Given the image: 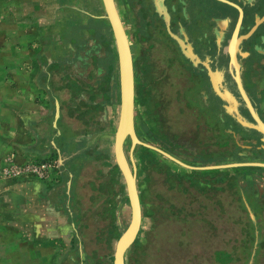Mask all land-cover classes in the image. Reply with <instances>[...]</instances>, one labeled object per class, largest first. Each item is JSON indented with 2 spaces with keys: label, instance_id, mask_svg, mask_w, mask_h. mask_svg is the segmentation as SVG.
Listing matches in <instances>:
<instances>
[{
  "label": "flooded vegetation",
  "instance_id": "1",
  "mask_svg": "<svg viewBox=\"0 0 264 264\" xmlns=\"http://www.w3.org/2000/svg\"><path fill=\"white\" fill-rule=\"evenodd\" d=\"M125 2L137 135L141 137V125L148 128V135L158 128L153 145L179 160L148 147L159 156L155 161L147 152L145 166L159 171L169 188L190 195L191 204L197 202L206 210L216 206L224 212L230 186L240 182L227 164L236 163V158L241 159L237 163L258 162L245 165L254 170L240 189L252 192L260 204L264 133L255 127L259 123L242 87L264 122V0ZM235 33L236 43L231 45ZM184 114L187 119L181 123L190 122L187 130L169 128L178 125V116ZM139 163L141 168L140 158ZM143 173L147 181L151 179ZM244 193L237 195L239 199ZM205 216L196 220L210 221Z\"/></svg>",
  "mask_w": 264,
  "mask_h": 264
},
{
  "label": "rangeland",
  "instance_id": "2",
  "mask_svg": "<svg viewBox=\"0 0 264 264\" xmlns=\"http://www.w3.org/2000/svg\"><path fill=\"white\" fill-rule=\"evenodd\" d=\"M116 3L127 27V4L125 0H116ZM52 6L54 5L50 7ZM85 6L93 13L87 16L85 24L93 23L99 30L104 28V25H110L108 18L104 16L102 0H98L97 4L93 0H86ZM12 17L6 15L4 21L10 22ZM54 18L53 15V21ZM7 26L12 28L13 24ZM8 37V31H0V94L5 90L3 84L13 86L12 74L15 64L12 58L22 54L25 59V54H33L42 48L41 44L35 42L34 49L28 48V51H25L23 46L19 48L9 45ZM53 51L50 54L56 58L64 52V48ZM116 54L117 49L113 55L117 85L113 103L108 106L107 116L106 113L102 115L103 118L106 117L101 137L102 147L114 145L120 115V82ZM30 66L29 63H23L21 69L28 71ZM16 67L18 69L19 65ZM90 83L97 84L96 78ZM178 118L180 123L169 128L176 131L187 130L190 122L181 123L187 116L179 115ZM7 123L0 121V264H86L84 258L92 254L94 249L97 250L94 264H110L109 253L114 256L117 242L112 241L110 247L105 241L106 234L100 236L107 227L109 218L101 215L103 197L102 194L100 196L99 190L92 187L93 184L98 185L109 179V176L103 174L108 172V168L97 159L86 165L76 183L77 190L72 192V198H68L69 203H73L74 193L79 198L78 203L76 201L77 208L71 206L68 216L64 217L69 221L70 230L66 229V234H44L43 223L47 213L52 214L53 209L36 207L35 204L38 201L39 204L51 206L50 200L53 199L44 200L42 193L60 181L61 172L57 157L55 154L20 156L13 142L15 138H21L23 141L30 136L24 132L14 137L13 121ZM147 129L145 125H141V140L155 144L158 128L153 127V134L149 135ZM148 137L153 141L148 140ZM125 146L129 159L131 151L133 153L137 183L146 194V203L153 209L152 222L147 223L143 217L137 235L140 238V246L135 249H130V246L127 248L126 264H264V245L255 246L259 241L257 239H264V197L261 198L260 205L259 202L256 203L252 192L245 190L244 193L240 189V185L246 182V177L252 176V166H231L230 172L237 173L241 183L234 182L235 186H230L224 212H220V208L216 206L206 210L197 202L191 204L190 195L180 193L175 187L169 188L161 173L155 171L151 165L144 168L145 173L151 175V179L147 181L139 163L141 144H137L132 150V140L128 136ZM239 159L234 160L237 163ZM172 166L179 168L177 164L172 163ZM119 187L116 184L111 186L114 190H119ZM243 193V199H239V194ZM157 194L161 196H156ZM128 206V201L122 204V213ZM124 214L125 221L130 222L131 215ZM207 214L210 221L196 220L197 217L204 219ZM250 216L254 219L253 223ZM229 252L233 253L232 259ZM130 253L134 255L133 259H130Z\"/></svg>",
  "mask_w": 264,
  "mask_h": 264
},
{
  "label": "crops",
  "instance_id": "3",
  "mask_svg": "<svg viewBox=\"0 0 264 264\" xmlns=\"http://www.w3.org/2000/svg\"><path fill=\"white\" fill-rule=\"evenodd\" d=\"M85 1L0 0V31H8V44L23 46L25 51L34 49L35 42L42 47L33 54H25V59L20 53L12 58L14 82L13 86L2 85L5 90L0 94V121L7 124L13 121L14 137L29 134V138L23 141L15 138L13 142L20 156L57 157L60 181L41 196L44 200L53 199L51 206L38 201L35 204L53 209L43 223L44 234H66V229L70 230L64 217L71 206L77 208L79 198L74 193L73 203H69L65 197L77 190L76 183L86 165L96 159L94 152L87 150L102 148V115L107 116L108 106L113 103L111 98L106 111L101 110L104 97L97 92L102 80L101 67L109 66L95 57L96 54L101 57L97 39L92 36L97 26L85 24L87 16L93 15ZM6 15L13 16L10 22L4 21ZM11 23L13 26L9 28L7 24ZM57 48H64V52L54 58L50 53ZM23 63L31 64L28 71H22ZM94 78L97 84L90 83ZM73 172L75 177L68 179ZM66 183L72 186L67 189Z\"/></svg>",
  "mask_w": 264,
  "mask_h": 264
},
{
  "label": "water",
  "instance_id": "4",
  "mask_svg": "<svg viewBox=\"0 0 264 264\" xmlns=\"http://www.w3.org/2000/svg\"><path fill=\"white\" fill-rule=\"evenodd\" d=\"M226 1V0H225ZM105 13L104 16L108 18L113 37L116 43L117 49V58H118V77L120 82V115L117 125V130L115 133L114 141V156L112 158L113 162L120 165V168L123 173L124 182L126 184L127 194L129 198V206L124 210V213L130 214V222L127 229L122 233L120 238L117 240L115 247V264H126V251L127 248L135 241L137 238L138 232L142 225L143 220V205L141 202L140 193L138 190L137 183V168L132 157L133 153L131 151V157L129 159L126 150H125V140L130 136L132 140V150L137 144H141L152 149H155L159 152H162L172 158L177 160L173 155L162 150L161 148L142 141L136 132L135 126V70H134V61L133 54L131 50V45L129 37L124 25V22L120 16V12L117 7L116 0H102ZM237 33V32H236ZM236 33L234 34L231 45L236 43ZM235 57V53L232 52ZM215 82V80H214ZM215 86H217L215 82ZM242 86V85H241ZM243 94L249 104V107L254 114V117L258 121V125H255L256 128L261 130L264 133V122L259 117L254 107L251 104L250 99L245 93L243 87ZM239 120L245 124L249 125L246 120L239 118ZM132 164H131V161ZM185 164V163H183ZM241 164H250L255 165L259 164L258 162H247V163H230L227 166H236Z\"/></svg>",
  "mask_w": 264,
  "mask_h": 264
},
{
  "label": "trees",
  "instance_id": "5",
  "mask_svg": "<svg viewBox=\"0 0 264 264\" xmlns=\"http://www.w3.org/2000/svg\"><path fill=\"white\" fill-rule=\"evenodd\" d=\"M104 28H102L101 30H99L98 28H96V30H93L92 32V36H94L97 39V51L100 52L101 57H99L98 54H96V58H102V61L109 66L107 68V66H102L101 67V85H100V89L97 91L98 93H102L103 94V102L101 104V110L102 111H106V105L107 103L110 102V99L113 98L112 96V91L113 94L115 95V87H116V76L114 73V69H115V65L113 63V55L116 52V47H115V41H114V37H113V33H112V29L110 25H104ZM97 52V53H98ZM117 57V54H116ZM109 62H111L109 64ZM107 70V72L104 71ZM105 124V118H103L102 120V126H104ZM141 152H140V159L142 162V167L141 170L144 171L145 166V154L149 151H151L150 148L141 145ZM125 150H127V147L125 146ZM95 155V158L99 161H101V163L103 165H105L108 168V172L107 173H103L105 174V176H109V179L104 182H100L98 185L93 184L94 188H96L97 190L100 191V196L102 194L103 197V201H104V206L102 208L101 211V215L104 216L105 218H109V222L108 225L105 229H103V234H100V236L102 237L103 235L107 236L105 238V241L107 242L108 246L111 247L112 245V241L117 242V240L120 238V236L122 235V233L127 229L129 222H126V216L124 213H122V204L124 202H129V198L127 197V190H126V184L124 182V177H123V173L122 170L120 168V165L113 162L112 158L114 156V148L113 146H105L102 147L101 149H98L97 147L93 150H87V153H93ZM152 152V151H151ZM150 157H155V161L158 160V156H156V152H152L150 154ZM159 163L157 164L156 162V168H158ZM101 171V170H99ZM75 177V173L73 172L72 175L69 174L68 175V179H73ZM113 184L119 185V190H114L111 188V186ZM72 184L69 186L66 183V187L67 189L69 187H71ZM138 190L140 193V197H141V202L143 205V212H144V218L145 221L147 223L152 222V213H153V209L151 206H149L146 203V194L144 193V191L140 188V185L138 186ZM67 194V192L65 193ZM72 192L70 191V193H68L66 195L65 198H69L71 196ZM250 221L253 223L254 219L250 216ZM250 235V234H249ZM257 234H256V238H257ZM258 244L256 243L255 246H260V245H264V239L259 238L257 239ZM140 238L139 236L135 239V241L130 245V249H135L137 247L140 246L139 244ZM109 247V248H110ZM136 251V250H135ZM257 251V250H256ZM137 253V251H136ZM230 254V259L233 258V253L229 252ZM254 253V252H252ZM255 254V253H254ZM110 257H111V262L110 264H114V257L115 254L113 256V254L111 255V253H109ZM97 257V250H93L92 254L87 255L84 258V263L86 264H94L95 263V259ZM130 259L134 258L133 254H129Z\"/></svg>",
  "mask_w": 264,
  "mask_h": 264
},
{
  "label": "bare ground",
  "instance_id": "6",
  "mask_svg": "<svg viewBox=\"0 0 264 264\" xmlns=\"http://www.w3.org/2000/svg\"><path fill=\"white\" fill-rule=\"evenodd\" d=\"M111 146H112V144H111Z\"/></svg>",
  "mask_w": 264,
  "mask_h": 264
}]
</instances>
